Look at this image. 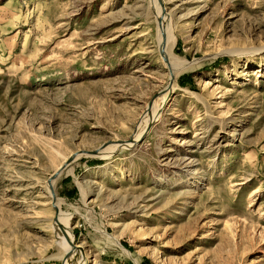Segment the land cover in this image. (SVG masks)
<instances>
[{
  "label": "rangeland",
  "instance_id": "rangeland-1",
  "mask_svg": "<svg viewBox=\"0 0 264 264\" xmlns=\"http://www.w3.org/2000/svg\"><path fill=\"white\" fill-rule=\"evenodd\" d=\"M67 260L264 264V0H0V264Z\"/></svg>",
  "mask_w": 264,
  "mask_h": 264
},
{
  "label": "bare ground",
  "instance_id": "bare-ground-1",
  "mask_svg": "<svg viewBox=\"0 0 264 264\" xmlns=\"http://www.w3.org/2000/svg\"><path fill=\"white\" fill-rule=\"evenodd\" d=\"M158 15H159V18L161 19V23L159 24V26H161L162 25V19H163V13H162V11H161V8H159V9H157V12H156ZM159 21V20H158ZM165 33H167V31L165 30L164 32H163V30H161V32H160V34H158V39H159V46H160V48H161V46L162 45H164V47L162 48L163 50H164V52L166 53V51H167V54H169V59H170V61L168 62L169 64H170V67H171V69L173 70L174 69V67H175V65H180L179 66V69H183V68H185V67H187L189 64H187L185 61H182V60H180V58H178V57H175V56H171L172 55V53H171V51H172V47H173V42L171 41V38H170V35L168 34L167 35V38H164V42H163V44H162V40H163V36L162 35H164ZM171 34V33H170ZM166 37V36H165ZM164 57V56H163ZM168 85V84H167ZM167 95V94H166ZM163 105V104H162ZM161 105V106H162ZM158 110L156 109V108H154L153 110H152V112H151V114H149V113H146V115L144 116V118H143V120H142V122L140 123V126H139V128H138V130H137V132H136V134H135V136H134V141H138V140H140V137H142V134L144 133V131H145V129H146V127H147V125H149L150 124V122L152 121V119L154 118V117H156L155 115H157L156 114V112H157ZM152 123V122H151ZM144 136V135H143ZM129 142H130V140H129ZM117 144V143H116ZM129 144V143H128ZM130 145H133V143L132 144H130ZM134 146V145H133ZM105 148V147H104ZM114 148H116V147H114ZM114 148H111L110 150H113ZM102 150V149H101ZM110 150H109V152H110ZM104 153V155H105V151L103 152ZM102 153V154H103ZM57 154H59V153H57ZM61 154H63V153H61ZM106 156V155H105ZM64 157V156H63ZM69 158H65L61 163H59L58 164V166H57V168H56V170H58L63 164H65V162H67V160H68ZM47 185L49 186V183H47ZM49 195H50V199L52 200L53 198H52V195H51V191H50V188H49ZM60 218H61V215H60V212H59V215H58V221L57 222H59V220H60ZM68 225H69V223L68 222H66V228H68ZM60 225L59 224H57V228L59 227ZM61 229V228H60ZM69 230V229H68ZM61 231H62V229H61ZM70 232V231H69ZM60 234V233H59ZM71 232H70V242L72 241V236H71ZM61 235H62V237H61V240H60V244H61V247H62V249L64 250V251H66V254L65 255H68V253L69 252H72L71 251V248L73 247H71V245H70V243H69V241L67 240V238H65L64 236H63V233H61ZM108 238H112L113 240H115L113 237H110V236H107ZM116 241L118 242V240L116 239ZM73 242V241H72ZM119 243V242H118ZM73 245V244H72ZM124 252H126L127 254H129L126 250H124ZM68 260H69V258H68ZM67 260V261H68ZM71 260V259H70ZM68 263L70 264V262L68 261Z\"/></svg>",
  "mask_w": 264,
  "mask_h": 264
},
{
  "label": "water",
  "instance_id": "water-1",
  "mask_svg": "<svg viewBox=\"0 0 264 264\" xmlns=\"http://www.w3.org/2000/svg\"><path fill=\"white\" fill-rule=\"evenodd\" d=\"M172 77H173V74H172ZM131 141L136 143V141H134V138H131ZM82 153H86V154H100V155L102 154L101 150L97 149V150H93V151L82 150L79 153H76V154L70 156L69 159L67 160V162H65V164H63L58 170H56L50 176V179H49L48 183H49V188L51 190L52 197H53L54 200H55L56 196H55V191H54V188H53V180L56 179L57 176H59V174L62 172V170L65 169L72 161H74L77 158L78 155H80ZM57 213H58V211H57ZM57 221H58V218H57ZM60 226L62 227L63 230H65L64 226L62 224Z\"/></svg>",
  "mask_w": 264,
  "mask_h": 264
}]
</instances>
